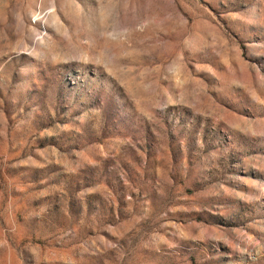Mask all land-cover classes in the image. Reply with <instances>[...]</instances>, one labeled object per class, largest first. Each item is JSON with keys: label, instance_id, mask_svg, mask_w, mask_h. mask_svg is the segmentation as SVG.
<instances>
[{"label": "rangeland", "instance_id": "rangeland-1", "mask_svg": "<svg viewBox=\"0 0 264 264\" xmlns=\"http://www.w3.org/2000/svg\"><path fill=\"white\" fill-rule=\"evenodd\" d=\"M0 264H264V0H0Z\"/></svg>", "mask_w": 264, "mask_h": 264}]
</instances>
